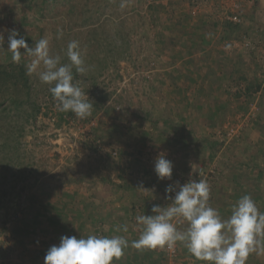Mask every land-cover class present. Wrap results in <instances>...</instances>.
I'll return each mask as SVG.
<instances>
[{
	"label": "rangeland",
	"instance_id": "1",
	"mask_svg": "<svg viewBox=\"0 0 264 264\" xmlns=\"http://www.w3.org/2000/svg\"><path fill=\"white\" fill-rule=\"evenodd\" d=\"M125 2L122 9L121 0H85L83 10L73 16L67 3L51 9L53 2L46 0H0V33L5 37L0 63L13 62L7 48L11 29L29 46L47 39L50 53L60 55L62 63H69L67 44L76 40L86 71L73 83L93 105L87 118L61 119L50 85L32 73V102L9 111L0 108V264H44L47 250L59 245L62 236H79L83 221L64 231L45 219L46 210L90 214L91 223H99L95 231L111 237L124 233L131 245L142 231L136 217L154 215L153 204L171 206L165 188L176 182L206 180L209 204L225 219L245 194L264 212V0L242 4L240 22L227 19L233 13L229 0ZM199 16L205 43L222 49L211 51L212 68L221 64L226 75L216 81L208 71L210 81L201 98L196 91L201 84H184L167 74L179 65L168 69L155 63L171 56L183 21L192 26ZM247 40L256 47L245 46ZM24 59L28 67L34 57L22 53ZM180 87L192 91L186 98L191 104L185 105V98L179 103ZM161 154L173 162L171 180L158 179L154 171ZM121 216L132 237L118 231ZM107 219L114 222L105 226ZM172 222L178 230L187 229L181 217ZM174 248L176 255L158 248L123 262L190 260L183 244ZM148 251L157 254L149 256ZM246 264H264V254H250Z\"/></svg>",
	"mask_w": 264,
	"mask_h": 264
},
{
	"label": "clouds",
	"instance_id": "2",
	"mask_svg": "<svg viewBox=\"0 0 264 264\" xmlns=\"http://www.w3.org/2000/svg\"><path fill=\"white\" fill-rule=\"evenodd\" d=\"M120 7H126L121 0ZM15 29L9 30L7 48L13 62L19 63L22 53L34 57L28 66L29 74L36 73L42 83L50 85L57 107L62 112L71 111L84 119L92 115L93 105L75 83L73 69L77 73L86 71L85 61L79 51V43L72 40L67 44L66 56L69 63H62L60 55L50 53L49 41H35L29 46L24 37L17 38ZM5 37L0 33V46ZM42 65V67H41ZM173 162L163 154L155 160L154 171L160 180H171ZM210 186L204 179L189 180L185 184H169L165 188L171 206L153 204L151 213L136 217L142 226L139 238L131 241V247L143 251L173 249L183 244L196 260L205 264H246L250 254H264V212H261L248 194L232 206L231 215L225 219L210 206ZM174 195H167L172 194ZM181 217L187 221V229L178 230L172 222ZM119 230L128 232V226ZM130 246L124 236L88 235L62 236L59 245H52L44 257V264H113L120 260Z\"/></svg>",
	"mask_w": 264,
	"mask_h": 264
},
{
	"label": "crops",
	"instance_id": "3",
	"mask_svg": "<svg viewBox=\"0 0 264 264\" xmlns=\"http://www.w3.org/2000/svg\"><path fill=\"white\" fill-rule=\"evenodd\" d=\"M181 2L184 3V5L187 4L186 0H181ZM185 14L187 15L188 13H184L183 15H185ZM162 15H165V14H162ZM183 15L176 16V17L181 18ZM200 18H202V17L199 16V18H197L193 22L192 26H190L188 23H184V21H183V23L177 28V30L181 32V36H179L176 40L177 46L169 49L171 56L168 57V60H166L164 57H158V59L155 60L156 64L157 63L159 65L164 64L166 67L169 65L168 69H172V66L174 67L175 65H179L178 70L176 72L173 71L174 73H172L169 71V72H167V74L171 75L170 77L174 81L180 80L181 82L183 81L184 84L191 85L193 83V84H195V86H198L196 84V82L201 84V86L197 88L198 90H196L200 95L199 98H201V96L204 94L205 89L208 88L207 87L208 81H210L209 76H208L209 72L211 75L214 76L216 81L220 80L221 75H222V77L224 75V78H226L225 71L222 68L221 64L219 66V69L218 68L217 69L212 68L214 66V60L211 57V54H212L211 51H215L216 49H220V50H222V49L217 44L216 49L212 50L211 45L213 43L212 42L211 43L210 42L205 43V41H204V30L205 29L203 26L204 22L201 20H198ZM194 23H196V24H194ZM218 26L221 27L220 25H218ZM213 29H216V30H212V31L220 32V30H217V27H214ZM210 31H211V28H210ZM219 58H220V54H219ZM166 67L164 70H166ZM204 68H206V70H207L206 72H204ZM160 70L163 71V68H161ZM162 75H164V74L162 72H160V79H163ZM225 80H228V79H225ZM187 87H189V86H187ZM192 89L194 91L193 87L191 88V90ZM179 91L181 92V95L179 98V103H180V99H183V101H184V98H185V100H186V98L190 99L191 98L190 96L193 94L192 91L187 92L186 88H184V90H183L182 87L179 88ZM207 91L210 92V90H207ZM205 96H207L206 93H205ZM184 103H185V105L191 104L189 101L187 102V100L184 101ZM181 112L184 113V111H182V110H181ZM113 222H114L113 220L107 219L105 222V226L109 225V223L111 225ZM94 223H96V222H94ZM126 225H127V223H126ZM128 232H129V235L132 237L133 234L132 235L130 234L131 231L129 230ZM128 232H127V234H128ZM113 235H116V234L113 233ZM105 236L111 237V234L106 233ZM119 236H121V235H119ZM122 236H125V234L123 233ZM130 241H132V240H130ZM139 251L140 250H137V249L131 247V245H130L127 249H125V255L123 256V260H122L121 264H128L126 262H123L125 260V258L129 257L131 255L133 256V258H135V254L139 253ZM147 254L150 256L151 254L156 255L157 253L152 251V253L150 254V252L148 251ZM142 255H144V254H142ZM139 257L142 258L140 255L138 256V258ZM193 257L194 256L191 255L190 260L188 262H185L184 264H194L193 261H191V260L195 259ZM136 264H138V262Z\"/></svg>",
	"mask_w": 264,
	"mask_h": 264
},
{
	"label": "trees",
	"instance_id": "4",
	"mask_svg": "<svg viewBox=\"0 0 264 264\" xmlns=\"http://www.w3.org/2000/svg\"><path fill=\"white\" fill-rule=\"evenodd\" d=\"M46 1L53 2L51 4L52 5L51 9H53V7L55 8L58 4L64 5V3L65 4L67 3V5H71L73 7L72 9H74L73 12H71L73 13V16L76 15L81 9L83 10V8L85 7L84 6L85 0H46ZM154 16H156L157 18L158 13L156 12ZM73 74H74L73 82H75V80L78 79L79 74L75 71V69H73ZM33 91H34V86L31 80V76L28 72V67H27L25 59L21 60L19 63L17 62L0 63V108H4V111H9L13 107H17L16 109H18L19 107H22V106L24 107L25 104H30L33 99L32 98ZM51 98L54 100L52 95H51ZM37 103L38 102H36V105H39ZM73 115L75 114L72 113L71 111H68V112L60 111L61 119H64L65 116L71 117ZM45 219L49 220L52 223L53 222L57 223L58 226H60L62 230L64 231L71 229L74 226V224L83 221L82 225L84 226L79 224L78 230L80 231L79 232L80 234L77 238L87 237L88 235H92L93 233L95 235L99 234V235L105 236L103 232L98 231V230L95 231V227H97L99 223L96 224L97 223L96 221V223L93 222L94 224H92L91 221L93 220V218L90 214L88 215L87 213L76 214L74 216H70V214L68 213L61 214V212L59 211L56 214L55 213L51 214L50 212L46 210ZM121 219H122V216L120 220ZM123 220L119 221L120 226L126 225L124 224L125 221ZM85 227L87 228L88 232H85V229H84ZM90 231H92V233ZM43 253H45V251L42 250V252H39L38 254L42 255Z\"/></svg>",
	"mask_w": 264,
	"mask_h": 264
},
{
	"label": "built area",
	"instance_id": "5",
	"mask_svg": "<svg viewBox=\"0 0 264 264\" xmlns=\"http://www.w3.org/2000/svg\"><path fill=\"white\" fill-rule=\"evenodd\" d=\"M229 1L231 4V10L233 13H231V15L227 16V19H229L231 21H235V22H240L241 21L240 14H239L240 6L242 4L254 5V4H256L262 0H229ZM220 17H222V14H220ZM244 45L247 47H252V49H254L256 47V45L253 44V41L251 42L250 40L245 41ZM170 254L176 255L177 254L176 248L171 249Z\"/></svg>",
	"mask_w": 264,
	"mask_h": 264
}]
</instances>
